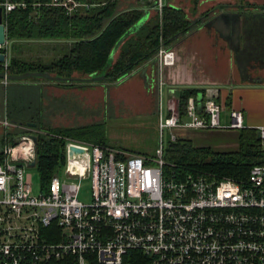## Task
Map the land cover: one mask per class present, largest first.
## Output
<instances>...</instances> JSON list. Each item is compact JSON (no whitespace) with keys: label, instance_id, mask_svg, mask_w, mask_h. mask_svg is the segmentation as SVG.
<instances>
[{"label":"built area","instance_id":"built-area-1","mask_svg":"<svg viewBox=\"0 0 264 264\" xmlns=\"http://www.w3.org/2000/svg\"><path fill=\"white\" fill-rule=\"evenodd\" d=\"M153 1L160 10L163 0ZM51 3L71 10L83 2ZM17 5L24 2L0 1L1 11ZM6 47L7 40L0 51ZM157 55L163 65L174 62L171 48L160 46ZM1 64L8 72L6 57ZM217 95L216 88L204 87L198 99L190 96L185 117L176 108L168 116L160 112L159 128L245 126L239 108L229 109V123H221ZM0 124L15 125L6 118ZM255 128L264 146V121ZM25 129L2 148L0 264H42L70 255L77 264H89L92 253L98 264H130L125 253L132 248L149 264H264V164L252 165L242 179L180 173L164 169L163 143L153 153H139L70 139L61 174L53 173L47 190L34 191L36 130ZM70 143L85 153L70 155ZM83 179L89 182L86 200L80 197Z\"/></svg>","mask_w":264,"mask_h":264},{"label":"trees","instance_id":"trees-1","mask_svg":"<svg viewBox=\"0 0 264 264\" xmlns=\"http://www.w3.org/2000/svg\"><path fill=\"white\" fill-rule=\"evenodd\" d=\"M2 1V0H0ZM17 5L9 11H2L7 40L14 39H71L68 53L49 62L27 60L18 56L9 58L7 71L19 74L27 71H45L63 76L86 77L100 73L105 63H110L104 71V78L115 82L124 74L140 66L144 61L155 58L158 48L172 47L176 38L185 33L192 25V15L199 13L197 0H190L189 8L183 0H163L160 10L153 0H144L147 13L142 23L118 39L134 23L143 17L144 8L133 0H78L82 4L67 10L62 5L52 4L51 0H17ZM127 2V4H126ZM153 6L154 9L149 10ZM205 13V12H202ZM203 22L201 18L197 21ZM116 45V47H115ZM4 50V49H3ZM3 65L0 63V69ZM1 78V77H0ZM17 80V79H12ZM101 80V81H102ZM204 87L197 85H177L173 93L177 99L176 110L185 117L187 101L190 96L198 99ZM227 103V101H226ZM13 106V107H12ZM7 105L6 117L15 125H0V161L6 143H14L25 132V126L34 123L36 135V157L34 170L39 188L48 189L50 177L59 171L65 163L66 143L68 140H85L95 131V124L53 125L49 120L53 114L27 112L25 108ZM197 109L200 111L201 106ZM2 92L0 85V117L2 116ZM171 114L166 111L165 116ZM237 147L217 149L210 145H196L189 137L170 138L164 146L163 156L167 161L164 169L169 171L197 170L217 176H229L236 179L247 177L252 165L264 164V146L254 126L236 128ZM98 143L106 145L101 141ZM54 236H50L51 240ZM89 264H98L94 253L88 254ZM125 259L130 264H149V258L137 249H128ZM42 264H77L74 256L51 259Z\"/></svg>","mask_w":264,"mask_h":264},{"label":"crops","instance_id":"crops-1","mask_svg":"<svg viewBox=\"0 0 264 264\" xmlns=\"http://www.w3.org/2000/svg\"><path fill=\"white\" fill-rule=\"evenodd\" d=\"M177 1L179 0H173V3L175 4ZM242 1L246 4L249 3L244 0H231L228 4H226V0H197V7L199 13L207 11V9L212 13L224 11L228 9L225 7L226 5L234 11L236 3ZM187 2L191 5L190 0H187ZM137 3L139 7L144 8L143 18H145L147 6L144 0H137ZM152 9L154 7L150 6L149 10ZM259 9L262 10L264 7L260 6ZM248 10L253 9L249 7ZM198 14L191 16L193 17L192 23H195V25L179 35L172 47H169L175 53V60L172 64L159 65L157 59L151 58L124 74L115 82L118 83L133 75L131 80L142 81V85L148 91L154 89L156 91V82H159V85H165L167 91L166 111L169 109L170 97H168V94L173 95L174 106L177 105V99L173 93V88L177 85L190 84L216 88L217 98L223 104V108L227 106L228 109H241L245 126L255 127L259 125L264 121V65L262 64L264 60H257L259 63L258 68L253 70L249 66H252L254 62L252 59H248L246 52L240 48H237V50L230 48L227 40L219 34L214 26H205L204 22L198 23ZM14 40H33L36 45H27L25 48H20L18 52H11L9 47ZM14 40H7L5 50L8 61L10 57L18 56L27 60L49 62L68 53L72 46V40L64 38ZM187 41L189 43L186 44ZM239 63L244 66L243 71H240ZM101 80L90 82L77 79L51 80L44 77L30 76L4 82L0 78L3 113L0 119H8L5 111L8 103L10 106L12 104L16 105V108H25L29 113L41 109L43 115L45 113L58 115L70 106L81 109L79 107L83 102L92 111L94 110L91 108L92 97L95 95L96 90L103 88L105 91L107 86L111 84L107 80ZM248 84L250 85L246 86ZM228 111L223 115L229 119ZM222 112L224 111H221L220 115ZM33 125L30 126L33 127ZM3 126L9 127L11 125Z\"/></svg>","mask_w":264,"mask_h":264},{"label":"rangeland","instance_id":"rangeland-1","mask_svg":"<svg viewBox=\"0 0 264 264\" xmlns=\"http://www.w3.org/2000/svg\"><path fill=\"white\" fill-rule=\"evenodd\" d=\"M135 1L133 0V2ZM226 1V4H228L231 0ZM244 1L249 2L250 5L253 4V7L263 6L264 4V0ZM182 3L189 8L190 5L187 0H183ZM27 45L34 46L36 44L33 40H14L10 43L9 49L11 52H18L20 48H25ZM156 59L159 65H163L157 54ZM132 77L133 75L118 83L109 84L105 91L103 88H98L92 97L91 108L94 110L91 111L86 103L81 102L83 104H80L79 108L81 109L70 106L66 111H62L58 115H52L49 120L53 125L97 122L95 124L96 132L83 141H101L108 146L121 147L139 153H153L160 143L165 145L172 138L171 133L178 137H189L196 145H210L217 149H234L237 147V130L228 126L211 128L175 126L160 129L158 124L159 114L161 112V116L164 117L166 113V86L159 85V82H156V91L155 89L148 91L142 85V81H133L131 80ZM168 97H170L169 109L172 112L176 108L174 98L171 93L168 94ZM95 110L97 112H94ZM228 110V107L225 106L222 110L224 112L220 115V121L225 125L229 123V119L223 113ZM30 172L32 174L33 189L38 191L39 183L34 167L30 169ZM61 172L60 169V174ZM88 187L89 182L83 179L81 181L80 197L84 200L88 198Z\"/></svg>","mask_w":264,"mask_h":264},{"label":"water","instance_id":"water-1","mask_svg":"<svg viewBox=\"0 0 264 264\" xmlns=\"http://www.w3.org/2000/svg\"><path fill=\"white\" fill-rule=\"evenodd\" d=\"M143 21V17L140 18L136 23H134L125 33L118 39L116 45L121 41V39L136 29ZM205 26H214L215 29L219 31V34L227 40L228 45L233 50L237 48L242 49L246 52L248 59H252L254 62L259 61V59L264 60V11H248V12H238V11H218L214 12L213 16L204 22ZM242 33V34H241ZM6 31L5 24L2 22V11L0 7V44L6 41ZM115 45V47H116ZM6 57V53L0 51V63ZM110 63V59L105 63L103 69L100 73H92L86 77H75V76H63L57 74L47 73L45 71H27L19 74H13L5 72L4 69H0V77L6 78L8 80L21 79L30 76L44 77L51 80H83V81H95L103 79L104 71ZM255 64V63H254ZM240 71L244 69L239 63ZM200 97V94L198 98ZM198 107H200V101L197 102ZM32 125L34 123H31ZM33 140L36 142L37 138L35 134H31ZM85 148L78 147L72 143L68 145V153L74 155L75 157H81L85 153ZM34 160L30 164H34Z\"/></svg>","mask_w":264,"mask_h":264},{"label":"flooded vegetation","instance_id":"flooded-vegetation-1","mask_svg":"<svg viewBox=\"0 0 264 264\" xmlns=\"http://www.w3.org/2000/svg\"><path fill=\"white\" fill-rule=\"evenodd\" d=\"M226 8H228V9H226V10H229V11H232V10H230L229 8H231L230 6H228V5H226L225 6ZM251 8V9H253V10H248V8ZM263 7H264V4H263ZM235 10L234 11H238V12H248V11H264V9H262V10H260L259 8H260V6L258 7V6H256V7H253V5H250L249 6V3H245V2H239V3H236V6H235ZM223 11V10H222ZM203 12H205V13H199L198 15H199V18H201L202 20H203V22H205L207 19H209L211 16H213V14H214V12L212 13L209 9H207V11H203ZM211 13V14H210ZM242 34V33H241ZM254 62V61H253ZM255 64H253L252 66H249V67H251L253 70H254V68H258V66L257 65H259V63H258V61H255L254 62ZM263 65H264V63H262Z\"/></svg>","mask_w":264,"mask_h":264}]
</instances>
